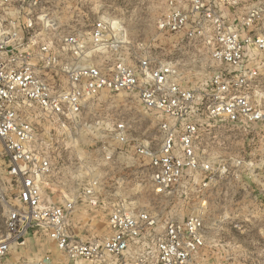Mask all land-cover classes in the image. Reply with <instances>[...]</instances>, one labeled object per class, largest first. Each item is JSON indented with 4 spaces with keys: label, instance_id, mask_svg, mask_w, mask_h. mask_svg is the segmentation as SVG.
<instances>
[{
    "label": "built area",
    "instance_id": "1",
    "mask_svg": "<svg viewBox=\"0 0 264 264\" xmlns=\"http://www.w3.org/2000/svg\"><path fill=\"white\" fill-rule=\"evenodd\" d=\"M66 2L0 0V176L15 185L5 235L0 234V260L32 231L63 254L65 262L59 264H192L205 243L201 215L177 220L116 206L109 212L106 236L77 239L68 223L74 196L60 204L43 196L52 164L38 141L39 124L46 120L55 130L82 125L102 132L101 148L109 159V150L127 151L129 120L118 115L94 126L82 114L102 91L131 94L159 117L157 148L148 141L132 145L155 194L177 195L206 185L214 165L197 146L209 121L264 124L258 89L264 74V0L243 6L236 0H166L157 31L215 64L197 89L182 81L181 64L173 56L162 57L144 40L129 42L108 16L64 13ZM3 190L0 177L2 200ZM94 193L93 185L84 187L87 198ZM30 264L54 263L46 254Z\"/></svg>",
    "mask_w": 264,
    "mask_h": 264
},
{
    "label": "rangeland",
    "instance_id": "2",
    "mask_svg": "<svg viewBox=\"0 0 264 264\" xmlns=\"http://www.w3.org/2000/svg\"><path fill=\"white\" fill-rule=\"evenodd\" d=\"M254 1L236 0L241 6ZM165 5L166 0H67L63 9L74 16L82 11L91 17L108 16L122 27L129 42L147 41L162 57L177 59L182 81L197 89L215 64L197 49H189L184 43L176 45L174 36L157 31L156 20ZM258 89L264 97V74L259 77ZM118 115L129 120L132 140L123 147L127 150L124 153H119L121 146L115 152L107 151L113 154L109 159L101 148L102 132L85 130L82 125L75 130H55L46 120L39 124L38 141L52 164L43 196L56 204L74 196L75 208L68 219L70 232L83 242L102 239L108 234L109 212L116 206L148 209L162 218L177 220L201 215L205 243L192 264H264V124L240 126L218 118L210 120L197 146V151L214 165L210 181L185 192L178 190L177 195H158L143 177V159L132 147L148 141L151 148H157L156 114L143 109L131 94L102 91L89 103L82 120L94 125ZM236 160L241 162L237 164ZM0 177L5 200L0 196V234L5 235L4 221L14 201L15 185L5 181L3 174ZM88 184L95 191L90 198L84 196ZM46 254L54 264L65 262L53 242L30 231L22 245L11 246L0 264H30Z\"/></svg>",
    "mask_w": 264,
    "mask_h": 264
}]
</instances>
